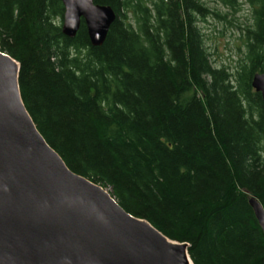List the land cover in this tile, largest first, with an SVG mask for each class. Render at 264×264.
<instances>
[{
	"label": "trees",
	"instance_id": "obj_1",
	"mask_svg": "<svg viewBox=\"0 0 264 264\" xmlns=\"http://www.w3.org/2000/svg\"><path fill=\"white\" fill-rule=\"evenodd\" d=\"M238 0H220L235 9ZM245 57L215 68L199 0H93L115 21L92 47L81 22L63 36L59 0H0V52L19 65L23 105L67 168L131 216L186 244L193 264H264V0Z\"/></svg>",
	"mask_w": 264,
	"mask_h": 264
},
{
	"label": "water",
	"instance_id": "obj_2",
	"mask_svg": "<svg viewBox=\"0 0 264 264\" xmlns=\"http://www.w3.org/2000/svg\"><path fill=\"white\" fill-rule=\"evenodd\" d=\"M63 36L81 22L100 47L115 21L93 0H59ZM19 65L0 52V264H193L188 246L125 212L109 192L71 172L27 113ZM251 87L264 105V73ZM264 235V211L249 199Z\"/></svg>",
	"mask_w": 264,
	"mask_h": 264
},
{
	"label": "rangeland",
	"instance_id": "obj_3",
	"mask_svg": "<svg viewBox=\"0 0 264 264\" xmlns=\"http://www.w3.org/2000/svg\"><path fill=\"white\" fill-rule=\"evenodd\" d=\"M207 13L197 18V29L203 38L204 47L215 68H227L234 73L244 61L246 49L244 30L252 25L251 8L238 0L235 9H227L220 0H199ZM109 194V189H106Z\"/></svg>",
	"mask_w": 264,
	"mask_h": 264
},
{
	"label": "bare ground",
	"instance_id": "obj_4",
	"mask_svg": "<svg viewBox=\"0 0 264 264\" xmlns=\"http://www.w3.org/2000/svg\"><path fill=\"white\" fill-rule=\"evenodd\" d=\"M250 199V198H249ZM249 202V201H248ZM251 208V207H250ZM253 211V210H252Z\"/></svg>",
	"mask_w": 264,
	"mask_h": 264
}]
</instances>
